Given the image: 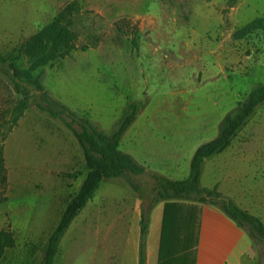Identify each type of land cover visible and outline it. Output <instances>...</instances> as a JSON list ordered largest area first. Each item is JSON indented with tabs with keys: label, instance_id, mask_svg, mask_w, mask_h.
<instances>
[{
	"label": "rangeland",
	"instance_id": "374dc122",
	"mask_svg": "<svg viewBox=\"0 0 264 264\" xmlns=\"http://www.w3.org/2000/svg\"><path fill=\"white\" fill-rule=\"evenodd\" d=\"M69 1L0 0V50L6 56L15 58L20 66L26 67L28 59L22 50L24 42L51 22ZM78 2L81 9L73 16V29L80 46L94 45L119 35L123 49L112 51L115 44L105 42L97 50L91 48L71 53L61 61L42 67L43 83L56 98L62 99L72 109L88 111L90 118L97 121L105 132H110L128 100H149L163 90L172 97L171 106H176L182 105V93L175 96L173 93L181 89H196L197 95H206L207 98L202 100L209 99L208 96L214 95V91H219V97L221 91L225 90L231 93L232 109L236 106V99L264 85V30L234 35L236 29L264 17V0H161V4L165 5L163 13L168 16L161 17L157 13L153 18L156 26L142 32H139L140 18L125 14L109 19L95 13L91 1ZM122 2L123 7H134L146 15L155 14L160 8V0H123L120 4ZM110 12L119 15L114 9ZM103 58L115 61L106 63L102 61ZM5 70L6 66L0 65V145H3L7 177L0 188V229L10 228L15 244L5 249L0 264H38L46 230L39 239H27L26 232L34 225L27 220L21 221L16 212L22 210L21 197L28 189L43 195L51 189L43 180H58L57 177H40L34 182L35 178L30 177L33 181L29 182L25 172L29 168L27 158L30 159L32 155L37 154L39 166H44L46 161L42 155L50 148L49 140L53 135L48 140L35 135L31 137L30 144L21 139V125L18 122L1 141L3 133L7 131L10 110L21 97ZM143 95L147 98H142ZM36 98L33 92L31 109L22 116L24 125L36 120L32 112L37 109L48 125H60L63 131L75 138L61 120L50 117L35 106ZM257 108L264 109V102ZM256 121L257 131L253 132L249 152L264 154V115ZM209 125L203 139H210L219 131L217 124L212 126L213 119ZM51 131L54 129L51 128ZM121 147L125 149L124 143ZM119 180L123 181L121 178ZM203 182L208 183L205 179ZM34 193L25 201L26 204H37L33 200ZM149 198L148 194L147 199L144 197L142 207L147 206ZM64 205L59 204L60 207ZM80 218L74 219L67 229L55 264H108L109 254H113L114 260L118 251L116 236L101 241L99 232L95 233L98 222H81ZM262 243L261 248H264ZM252 264L259 263L256 261Z\"/></svg>",
	"mask_w": 264,
	"mask_h": 264
},
{
	"label": "crops",
	"instance_id": "0c3cea01",
	"mask_svg": "<svg viewBox=\"0 0 264 264\" xmlns=\"http://www.w3.org/2000/svg\"><path fill=\"white\" fill-rule=\"evenodd\" d=\"M88 1H91L93 11L102 17L110 19L126 14L140 18L139 32L149 31L156 26V20L153 18L157 13L161 17L168 16L167 13H163L165 5L161 4V0L160 8L154 12L155 14L148 15L140 13L134 7H123V2L120 4L123 0ZM128 1L139 2L141 0ZM113 9L119 15H113L110 12ZM114 37L98 41L96 45L89 46L87 49L97 50L106 42L115 44L116 47H113L112 51L113 49L122 51L123 42L119 35H114ZM77 45L80 46L78 36ZM79 51L81 49L77 48L71 53ZM62 59L63 57L56 61ZM102 61L108 63L115 60L103 58ZM196 91L194 88H186L174 92L173 96L182 93V105L176 106H171L172 97L163 90L157 96L146 99L145 107L121 137L119 148L148 169L173 179L187 177L191 158L196 148L218 134L216 133L210 139H203V134L210 127V120L213 119L212 126L215 127L217 124L220 127L222 119L229 110L235 107L231 109L230 91L220 90L222 93L219 97H217L219 91H214V95L208 96L209 99L205 100L201 98H207L206 95L200 93L197 95ZM143 97L147 98L146 95ZM241 99H236V104ZM30 107L27 110H30ZM262 108H257L252 113L253 115H250L251 117L236 132L225 149L204 160L200 184L208 188L216 187L220 192L232 198L241 208L259 217L264 224V154L249 152V144L252 143L255 133V124L258 122L256 120L264 115ZM77 111L84 112L90 117L86 110ZM32 113L36 120L27 123V126L24 125L22 117L18 121L21 125V139L31 144V137L35 135L47 138V140L48 137L53 136L49 140L50 148H47L42 155L46 161L44 166H39L37 154L32 155L30 159L27 158L29 168L25 170L28 174L26 180L30 182V177L35 178L34 182L40 177H57L58 180L44 179L43 182L50 185L51 189L43 195L28 189L24 197H21L22 210L16 214L21 221L27 220L35 226H31V229L26 232L27 239H39V236L46 230L43 235L45 242L58 223L66 204L79 190L87 170L77 140L72 138L69 132L63 131L60 125L53 123L48 125L46 120L41 119L42 115L37 112V109ZM51 128L54 131H51ZM122 143L125 149H122ZM76 171L81 173L68 179V176ZM119 179L114 177L103 179L104 182L101 181L93 198L87 201L74 219L81 217L79 219L81 222L94 223V220L97 221L96 226L98 227L95 233L99 232L101 241L111 240L113 235L116 236L118 251L114 260L113 254H109L108 264H138L141 206L144 197L147 199L149 191L144 189L143 197H139L126 182H123L124 180ZM204 179L208 183H204ZM32 193L35 197L33 200L37 204H26L25 201L33 195ZM59 204L65 205L60 207ZM164 205L162 200L158 201L149 213L145 264H252L256 261L264 264V248H261L263 243L255 242L244 228L238 226L219 207L207 203L201 204L197 236L192 233L189 240V235H186L187 243H184V238L180 239L178 227H173L170 222L166 224L163 232ZM63 237L62 239L66 236ZM60 243L54 264L58 260Z\"/></svg>",
	"mask_w": 264,
	"mask_h": 264
},
{
	"label": "trees",
	"instance_id": "16d2710c",
	"mask_svg": "<svg viewBox=\"0 0 264 264\" xmlns=\"http://www.w3.org/2000/svg\"><path fill=\"white\" fill-rule=\"evenodd\" d=\"M235 1L232 0V2ZM80 9L78 0L67 2L51 22L33 33L24 42L22 50L28 59L26 67L20 66L15 58L6 56L0 50V65L6 66L5 72L13 83L15 91L21 96L10 110L7 131L3 133L1 141L31 106L34 92L37 95L35 106L50 117L61 120L71 130L80 145L87 170L79 190L70 198L58 223L44 242L38 264H54L59 243L71 222L84 208L87 201L93 198L101 181L111 177L123 179L139 197H143L144 189L149 191L150 198L147 206L145 208L141 206L138 264H145L149 213L154 204L161 200L165 204L163 232L166 224L170 222L173 227H178L180 239L184 238V243H187L186 235H189V240L192 233L197 236V222L203 203L219 207L238 226L244 228L255 242H264V224L259 217L241 208L232 198L220 192L216 187L208 188L200 184L204 160L225 149L249 116L264 102V85L255 87L238 101L236 106L222 119L218 134L196 148L191 158L187 177L173 179L148 169L119 148L121 137L145 107L146 100H129L110 132H105L86 113L74 110L56 98L43 83L44 71L41 69L43 66L71 54L77 48L86 50L89 46H93L77 45L73 16ZM255 30H264V17L246 23L238 30L236 29L237 33L234 35L241 36ZM80 173L76 171L70 174V177H75ZM6 180L4 151L1 144L0 188ZM14 244L13 231L10 228L0 229V258L5 249Z\"/></svg>",
	"mask_w": 264,
	"mask_h": 264
}]
</instances>
